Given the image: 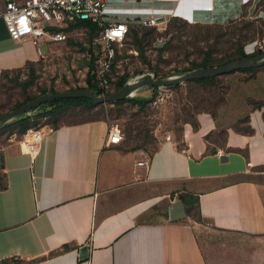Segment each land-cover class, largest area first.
<instances>
[{
  "label": "crops",
  "instance_id": "crops-1",
  "mask_svg": "<svg viewBox=\"0 0 264 264\" xmlns=\"http://www.w3.org/2000/svg\"><path fill=\"white\" fill-rule=\"evenodd\" d=\"M247 2L139 0L133 13L218 24L235 19L228 5L243 12ZM38 58L28 40L8 39L0 19V74ZM263 111L246 113L250 134L237 119L199 113L196 127L186 123L150 155L123 141L104 146L106 118L48 127L32 160L12 134L0 148V264H264ZM175 200L185 217L169 221ZM201 232L231 242L209 248Z\"/></svg>",
  "mask_w": 264,
  "mask_h": 264
},
{
  "label": "rangeland",
  "instance_id": "rangeland-1",
  "mask_svg": "<svg viewBox=\"0 0 264 264\" xmlns=\"http://www.w3.org/2000/svg\"><path fill=\"white\" fill-rule=\"evenodd\" d=\"M259 1L248 0L239 17L224 23L218 20V24H191L164 16L152 23L142 24L141 17H135L128 25L133 30L117 50L112 82L115 83L119 77L129 82L136 73L147 71L156 76L189 71L190 62H197L205 50L211 49L215 57L224 59L238 40L246 53L264 50V15L255 8ZM220 6H214L215 12ZM230 7L228 5L227 8ZM200 13H195L193 18L202 17ZM66 29V41L41 44L42 57L32 66V84L25 90L28 96L37 95L40 91L59 92L85 86L89 55L81 47L85 49L88 45L86 30L68 26ZM134 33L136 38L133 37ZM139 47L142 54L138 51ZM28 72L27 68L21 70L14 81L11 80L14 77L11 74L8 80L0 79V114L8 111L14 103L22 101L20 84L29 79ZM180 84L177 89L158 88L154 98L143 107L124 102L117 106L106 105L102 113L97 108H67L59 115V124L106 118L109 124L119 125L125 138L127 134L130 135L129 139L123 141L126 148L149 155L153 147L167 138L178 141L186 124L184 122L194 117L192 92ZM216 86L208 90L216 92L224 100L216 113L229 120L246 116L252 108L250 102H264V66L252 72L238 70L217 75ZM151 93V88L146 87L126 99H146ZM199 94L203 95V92ZM262 107L264 109V105ZM142 137L145 138L144 142L140 140ZM7 140H4V134H0V148ZM199 237L202 241L214 242L208 243L209 248L219 247L223 244L221 242H231L230 239H220L207 232H201ZM245 241V247L252 244L251 240ZM232 242L237 244L236 240Z\"/></svg>",
  "mask_w": 264,
  "mask_h": 264
},
{
  "label": "built area",
  "instance_id": "built-area-1",
  "mask_svg": "<svg viewBox=\"0 0 264 264\" xmlns=\"http://www.w3.org/2000/svg\"><path fill=\"white\" fill-rule=\"evenodd\" d=\"M139 0H4L0 5V19L3 22L7 37L13 42L28 40L41 58L40 46L42 43H58L68 37L66 29L74 21H89L98 30L93 39V45L98 49L94 80L103 92L110 90L108 73L115 59L118 48L125 40L128 25L136 15L134 10ZM231 6V5H230ZM139 10V9H138ZM137 10V11H138ZM142 11L144 9H141ZM231 16L235 19L241 15L239 6H231ZM163 16L149 12L141 17L142 24L156 21ZM50 29H56L51 32ZM155 78L151 71L136 75L133 80ZM47 125L28 128L16 140L20 153L27 155L31 160L37 155L42 138L49 130ZM124 134L116 123L108 125L104 146L120 144ZM138 165H145L138 161Z\"/></svg>",
  "mask_w": 264,
  "mask_h": 264
},
{
  "label": "trees",
  "instance_id": "trees-1",
  "mask_svg": "<svg viewBox=\"0 0 264 264\" xmlns=\"http://www.w3.org/2000/svg\"><path fill=\"white\" fill-rule=\"evenodd\" d=\"M256 8L264 13V0H260L258 2V5ZM184 22H186V21H184ZM213 24H216V23H213ZM74 27L75 28H83L86 30L88 45H87V48L84 49L81 47V49L83 51H86V53L89 55V61H88L87 66H86L87 74L85 77V86L84 87H77L74 89H68L66 91L77 90V89H90V90L95 91L99 95H106V94L115 92L118 89H120L127 82L125 80L123 81L122 77H119L115 83H113L112 79H111V75H112L114 68H115V61L117 58V52L115 54V59L111 65L110 71L108 73V81L110 83V90L108 92H103L98 87L96 81L94 80V69H95L96 60H97V55H95V52L97 51L98 48L96 46H94L92 42H93V39L95 38V36L97 35L98 30L96 29L95 25L90 23L89 21H74V22H71L68 24V28H74ZM131 30H133V29H130V27H129L127 30L126 36L129 34V32H131ZM50 31L55 32L56 29H50ZM63 31L67 32V29L66 30L64 29ZM126 36H125V40L127 38ZM133 37L136 38L135 33L133 34ZM125 40H124V42H125ZM239 42L240 41L238 40L235 43V47H233L232 51L230 53H228L224 59H222V57H215V55L211 52V49L205 50L197 62L196 61L190 62L189 70L197 69V68H208V67H213V66H219V65L226 64L228 62H232V61L242 59V58H246L249 56H253L256 54V52L255 53H252V52L246 53L243 50L242 45H240ZM138 51L140 54H142V50L140 47H139ZM261 51L263 52L264 50H261ZM34 63L35 62H26L22 68L1 72L0 79L5 78L8 80V79H10L9 75L11 74V75H14L13 79H11L14 81L21 70L27 68L29 71L28 72L29 79L27 81H25L24 83L20 84V89L23 93L22 101L18 102V103H14L9 108V110L6 112H9L13 109H16L19 106L27 103L28 101H30V100H32V99H34L40 95L56 93V91H53V90H50L49 92L40 91L37 95H34V96H28L25 93L26 87H28L29 85L32 84V80H33L32 66L34 65ZM256 68H258V67H254V68H250V69H243V70H239V71L252 72ZM138 74H140V73H136L135 76ZM166 75L167 74L156 76L154 74V77L155 78H161V77L166 76ZM216 77L217 76H210V77L197 78V79H193L190 81L182 82V84L185 85V88L190 93L192 92L191 94L193 95L192 101H193V108H194L193 111H195L194 117H192L190 121H186L184 123H188V124L192 125V127H196V116L202 112L207 113V114L211 115L212 117L216 116V114H217L216 112L219 110L218 108L224 104L223 98H221L216 92H214V91L208 92L209 89H215L217 87L216 86ZM133 78L131 80H133ZM143 79H145V78H143ZM180 86H181V84L178 83V84L168 86V87L173 88V89H177ZM150 88L152 90V93L146 99H139V98L125 99V100L116 101V102H112V103H106V104H97V103H95L91 100L85 99V98H71V99L53 100V101L41 104L38 107L31 109L29 112L22 114L19 117L1 125L0 126V134H4V140H7L12 134H14L17 138H20L21 135L28 128H35V127L44 126V125H47L50 128H55L58 125H60L59 119H58L59 115L62 112H64L67 108L81 107V108L87 109V110L97 108L99 110V112L102 113L104 111V109H103L104 106H106V105H112V106L116 105L117 106V105H120L124 102H131L133 104H137L139 107H143V106H145V104H147L148 102H150L154 98L155 93L158 90V87H150ZM160 88H163V87H160ZM59 92H61V91H59ZM199 92H203V95H200ZM250 104L252 105L253 109H259L264 105V102L252 101V103L250 102ZM6 112H4V113H6ZM1 114H3V113H1ZM100 118H102V117H100ZM95 119H99V118L81 120L78 122H69L66 124L86 122V121L95 120ZM263 119H264V114H263ZM40 123H42V124H40ZM235 124H236L235 125L236 128L239 131H241L245 134L252 133V129L248 125L247 116H243L241 118H238L236 120ZM222 134H223V132H219V136H221ZM129 136H130L129 134L126 135V138L124 136L123 141H125V139H129L130 138ZM140 140H141V142H144L145 138L142 137V138H140ZM156 147L157 146L152 148L150 154L156 149ZM131 149L136 150L133 148H131ZM5 187H6L5 176L3 173H1L0 174V191L4 190Z\"/></svg>",
  "mask_w": 264,
  "mask_h": 264
},
{
  "label": "water",
  "instance_id": "water-1",
  "mask_svg": "<svg viewBox=\"0 0 264 264\" xmlns=\"http://www.w3.org/2000/svg\"><path fill=\"white\" fill-rule=\"evenodd\" d=\"M264 65V51L261 49L256 50V54L246 58L238 59L232 62H228L223 65L213 66L208 68H197L186 72L175 73L166 75L161 78H146L142 80L129 81L124 84L120 89L115 92L99 95L95 91L90 89H77L71 91H61L52 94L40 95L27 103L13 109L9 112L0 115V126L19 117L22 114L29 112L31 109L38 107L41 104L58 100V99H71V98H85L91 100L97 104H106L116 101L124 100L132 96L136 91L146 87H168L185 81H190L197 78H205L210 76H217L232 71H238L243 69H250ZM220 160H224L225 157L221 156ZM185 217L180 200H175L170 203L167 209V218L169 221L182 220ZM88 247L86 245L81 246L78 249V259L84 260L86 258V252Z\"/></svg>",
  "mask_w": 264,
  "mask_h": 264
}]
</instances>
